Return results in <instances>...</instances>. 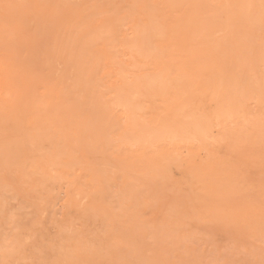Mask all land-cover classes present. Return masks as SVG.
<instances>
[{"label": "rangeland", "instance_id": "obj_1", "mask_svg": "<svg viewBox=\"0 0 264 264\" xmlns=\"http://www.w3.org/2000/svg\"><path fill=\"white\" fill-rule=\"evenodd\" d=\"M0 264H264V0H0Z\"/></svg>", "mask_w": 264, "mask_h": 264}]
</instances>
